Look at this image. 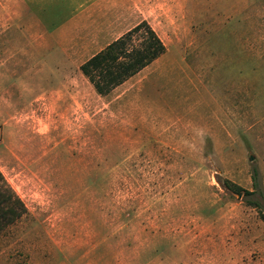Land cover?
<instances>
[{"label":"rangeland","instance_id":"1","mask_svg":"<svg viewBox=\"0 0 264 264\" xmlns=\"http://www.w3.org/2000/svg\"><path fill=\"white\" fill-rule=\"evenodd\" d=\"M145 13L166 53L109 95L79 70L98 49L58 42L55 88L42 61L38 94L0 98V172L27 208L0 264H263L264 0Z\"/></svg>","mask_w":264,"mask_h":264},{"label":"crops","instance_id":"2","mask_svg":"<svg viewBox=\"0 0 264 264\" xmlns=\"http://www.w3.org/2000/svg\"><path fill=\"white\" fill-rule=\"evenodd\" d=\"M1 6L13 10L11 13L6 11V17L0 20L2 103L7 102L6 97L14 88L28 86L36 89L38 94L42 83V61L44 72H48L45 82L48 87L55 88V58L57 47L61 45L58 42L63 43L60 55L70 60L75 54L71 50L83 42L88 49H98L81 62V67L124 35L113 40L127 23H135L134 26L144 21L150 23L145 10H163L166 16L162 19L168 18L169 9L180 12V0H2ZM139 10H144V14H138Z\"/></svg>","mask_w":264,"mask_h":264},{"label":"trees","instance_id":"3","mask_svg":"<svg viewBox=\"0 0 264 264\" xmlns=\"http://www.w3.org/2000/svg\"><path fill=\"white\" fill-rule=\"evenodd\" d=\"M165 53L164 42L156 31L144 21L83 63L80 70L100 96H107ZM252 180L254 190L252 192L245 191L246 195H259V198H262L263 192L257 169L252 172ZM0 183H2L0 185L1 234L7 226L22 217L27 212V208L8 186L1 172ZM221 185L227 191L239 194L244 192L241 187L231 184L228 180H225ZM248 204L256 208L261 206L258 199L248 201ZM262 218L264 219V216Z\"/></svg>","mask_w":264,"mask_h":264},{"label":"water","instance_id":"4","mask_svg":"<svg viewBox=\"0 0 264 264\" xmlns=\"http://www.w3.org/2000/svg\"><path fill=\"white\" fill-rule=\"evenodd\" d=\"M250 160L253 161V160H254V157H251ZM240 196H241V195H239V197H240Z\"/></svg>","mask_w":264,"mask_h":264}]
</instances>
